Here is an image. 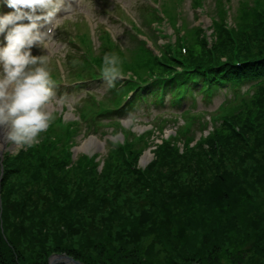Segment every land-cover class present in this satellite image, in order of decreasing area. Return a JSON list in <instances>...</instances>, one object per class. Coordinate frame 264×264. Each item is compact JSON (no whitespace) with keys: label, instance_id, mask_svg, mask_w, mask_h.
<instances>
[{"label":"trees","instance_id":"trees-1","mask_svg":"<svg viewBox=\"0 0 264 264\" xmlns=\"http://www.w3.org/2000/svg\"><path fill=\"white\" fill-rule=\"evenodd\" d=\"M262 1L250 8L242 2L241 31H236L226 29L231 6L215 0L212 51L201 27L194 32L199 49L187 41V56L178 51L173 60L167 45L166 65L144 43L134 44L142 61L136 67L139 82L150 78L140 72L170 78L160 102L176 87L183 97L197 92L202 98L212 96L214 87L231 85L236 96L242 83L254 90L242 104L238 100L241 106H233L227 116L222 113L217 119L222 122L208 136L202 128L190 131L188 124L163 140L142 169L145 149H137V141L113 144L102 166L82 155L72 162L70 150L52 135L65 141L71 130L65 136L50 125L39 143L0 158V264H49L54 254L82 264H264ZM200 5L193 1L194 9ZM249 19L256 22L243 29ZM112 53L123 56L117 48ZM93 61L98 65L85 61L87 69L73 72L74 77L100 71L103 58ZM125 65L120 63L121 71ZM134 87L127 83L114 98L116 105ZM139 96L131 101L137 103ZM182 98L175 97V104L181 106ZM138 141L148 143L145 134Z\"/></svg>","mask_w":264,"mask_h":264},{"label":"rangeland","instance_id":"rangeland-1","mask_svg":"<svg viewBox=\"0 0 264 264\" xmlns=\"http://www.w3.org/2000/svg\"><path fill=\"white\" fill-rule=\"evenodd\" d=\"M115 1L116 2L114 5L111 4L109 6L111 11L107 15H103L104 17L98 18L96 17L97 14L89 12V10L93 9L92 4H89V8L84 5L85 3H88L89 0H77L75 3H71L68 5L66 10H73L70 13V18L63 20L60 23L58 22V30L56 34L54 32V36L48 44V48L51 52L48 68L51 73L56 72L57 68H60V59L63 60L67 70L70 72H79L84 70V68L87 69V67L89 66H87L88 63H85V60L77 61L75 59L74 53L79 54V49H77L71 41H68L70 39H73L74 36H81L85 32L88 35L89 31L87 25L83 21H77L80 15H84L85 17H87L92 16V14H94V16L92 17H94L93 19H95L97 22V28H100L96 32L97 43L95 45H92L90 42H88L92 47L90 49L91 53L89 54L92 56L90 62H93V65L94 63L96 64V66L98 65L96 62L93 61V58L95 57L103 58L106 53H112V49L113 51H115L116 48L117 50L120 49L122 51L123 56L120 61L123 64H126L122 68V71H126L127 73L124 74L122 72L123 79H120V83L122 81H125L124 79L135 78L137 77L136 75H138V73H136V67L139 66L142 61L141 58L137 55L139 53V46L136 47L134 44H136V42L138 43V38H140V36L147 39L149 44H152L148 46L144 43L146 49H148L154 54L158 63L161 65H166L168 63L164 60V49L167 45L169 51L168 55L171 56L173 60H177L179 57L178 51L181 52L182 56H187V41L191 42L192 44H195L196 49H199V47H197V44L195 43L196 36L194 34L195 29L197 27H201L203 29L204 38L206 34H209L210 36L215 35V33H213V29L211 28L212 20L215 18V15H217L218 12V6L217 3H215V0H203L204 3L202 0H200L201 5L198 9L192 8V3L194 0H166L165 3L163 2V0ZM255 1L256 0H231V2H228L226 0H223L226 5L231 6V11L228 10V21L226 23V29H234L236 31H241L240 26L237 25V22L239 19V14L241 12L240 7L242 5V2H248L250 6L247 8H250L255 5ZM119 4L123 6L119 7ZM260 4H264V1H262ZM125 5L129 8L130 13L124 7ZM155 5H160V8L158 7L157 9ZM180 5L182 6L181 11L178 8V6ZM228 6L226 7L227 9ZM105 7L106 5H104V8ZM115 7H119L118 10H116V23L121 24L122 28L126 32L117 24L109 23L110 18H113L111 16V13H115ZM122 12L124 15H127V17L122 16ZM67 15L68 14H65L64 16ZM255 22L256 19H249L247 20L246 24L241 26L243 29H245L246 26H252ZM108 23L112 26L113 29L111 28L112 31L107 32L106 29L101 27H104V25L109 26ZM166 35L168 36L166 37ZM163 37L166 38L162 39ZM76 40L78 43H80L79 39ZM207 43L209 47V40H207ZM106 47L109 49L105 50ZM211 49L212 48H209V50ZM47 54H49L48 51L44 49L40 50V55ZM140 73L144 77L153 76L151 74L149 75V72H146L145 75L142 72ZM70 80L75 79L70 78ZM229 86L223 89L214 87V94L212 95L209 102H204L202 100V96L198 95V97L196 98L198 100V106L195 110L204 112V114L197 117L195 120L189 119V117H192L194 113V109L190 104H187L185 106L187 110L190 109V114L181 117V115L177 113L178 111H173L174 115H170L167 113V110H163L172 109V106H169V102H167L168 108H157L155 106H151L147 109L138 108L127 119L113 118L112 120H105L104 122H96L93 120L96 123H100L99 126H95L94 122L92 121L86 122V119L84 120L86 127L83 126V123L78 125L79 122L82 121V119L79 117V112L74 111L73 109L75 107L74 105L77 104L84 96L82 94L85 93H81V91L72 92L71 95L63 98L65 101L63 102V104L60 102V98L62 97L57 95L54 90L56 95L50 104V106L53 107L52 111L50 112L54 116L51 126L53 128L55 127L58 131L62 133V135L66 136L68 127L71 126L70 122L75 119L74 115L76 114L78 117L75 120V127L77 128V132L71 140L63 141L61 138L55 136L54 132L52 135L65 144L66 148H68L70 152H72L74 159H77L81 155L87 156L89 159H92V161L95 160L97 163H100L101 166L103 165L105 156H109V154L114 151V145L118 144L125 146L127 145V142L137 141V149H145L144 153L142 152L143 154L139 160V166L143 169L154 160V149H157L162 138L167 139L171 138L172 136H175L178 130H184V126L186 125V123L190 124V131L193 132L196 129L200 131V128H202L204 129L202 133L208 136L211 133L212 128L216 127L214 126V124H219L222 122L221 120L217 119H220V116H223V114L212 113L213 111L219 108H224V116H227L229 109L234 108L233 106L236 105L241 106V104L243 103V99H247V96L245 95L246 93H250L251 95L254 93V90L251 91V89H249L248 84L242 83L240 92L238 96H236L234 94V91L230 92L232 86ZM98 87L102 89H97L99 93H97L96 98L103 102L102 110H105L106 107H111V104L109 103L110 101H106L104 91L107 89L105 93L109 94L112 88H108L106 84L103 85V87ZM115 94L116 93H113V96ZM109 95L112 96V94ZM239 99L241 101V104L240 101H238ZM188 101L189 103L191 102V100ZM65 105L69 108L70 111H68V109L67 111H63ZM76 107L77 109H79L78 106ZM91 111L94 112L95 109L93 106L90 105V107H88L85 112L89 114ZM57 113H59L61 116H55ZM157 116L167 117L168 119L158 121L155 120ZM58 119H60V122L56 121ZM213 119H215L216 121L212 122ZM63 121L64 123L70 124H64ZM89 125L92 127L90 128ZM197 126L200 127L197 128ZM61 128H66V130L61 131ZM71 129H74V127H72ZM159 130L163 131V133ZM149 131L153 132L154 135H147ZM160 133L161 135H159ZM144 134L145 138L148 139V143L147 141L144 143L138 141V139ZM200 136L201 134L198 133V137ZM1 139L2 138H0V157H2L1 159H3L5 155H7V153L9 155H15L21 149H23L16 147L12 143L8 142L5 138V142H1ZM90 140H94L97 144L95 147L86 148L85 151L82 148ZM87 149L92 150V153L88 152ZM145 156L149 157V162L146 161L148 163H143ZM1 178L2 173L0 172V182ZM130 178L131 180H133L132 177ZM136 190L137 189L133 190L132 192ZM131 195L133 196L134 194ZM126 196L127 195L125 194L119 201L122 202ZM260 196H264V191L260 192ZM133 199H137V197L133 196Z\"/></svg>","mask_w":264,"mask_h":264},{"label":"clouds","instance_id":"clouds-1","mask_svg":"<svg viewBox=\"0 0 264 264\" xmlns=\"http://www.w3.org/2000/svg\"><path fill=\"white\" fill-rule=\"evenodd\" d=\"M4 4L14 11L0 16V34L6 33V46L0 47V129L7 130L5 139L16 147H31L54 119L48 110L56 95L48 69L52 30L41 29L55 25L64 0H4ZM33 47L49 54L34 56ZM120 63L115 53L103 56L100 71L108 88L123 79Z\"/></svg>","mask_w":264,"mask_h":264},{"label":"water","instance_id":"water-1","mask_svg":"<svg viewBox=\"0 0 264 264\" xmlns=\"http://www.w3.org/2000/svg\"><path fill=\"white\" fill-rule=\"evenodd\" d=\"M58 263H64V264H81L78 261H75L73 258L67 256V255H53L49 259V264H58Z\"/></svg>","mask_w":264,"mask_h":264},{"label":"bare ground","instance_id":"bare-ground-1","mask_svg":"<svg viewBox=\"0 0 264 264\" xmlns=\"http://www.w3.org/2000/svg\"><path fill=\"white\" fill-rule=\"evenodd\" d=\"M52 109H53V107L52 106H49V111H52ZM6 132H7V130L6 129H0V138H2L1 139V142H5V136H6ZM96 142L94 141V140H90L85 146H83V148L82 149H86V148H89V147H95L96 146ZM88 150V152H91L92 153V150H89V149H87ZM86 151V150H85ZM148 159H149V157L148 156H145L144 157V162L143 163H148L149 161H148ZM146 161H148V162H146Z\"/></svg>","mask_w":264,"mask_h":264}]
</instances>
